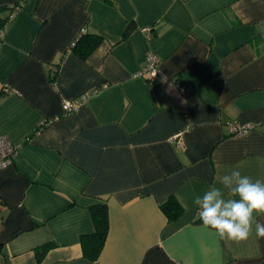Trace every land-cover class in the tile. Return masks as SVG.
<instances>
[{
    "label": "crops",
    "instance_id": "crops-1",
    "mask_svg": "<svg viewBox=\"0 0 264 264\" xmlns=\"http://www.w3.org/2000/svg\"><path fill=\"white\" fill-rule=\"evenodd\" d=\"M18 2L0 43V136L19 145L0 170V264H264V238L220 239L193 202L233 169L264 180V0H0V16ZM149 53L155 79L138 75ZM97 204L109 229L91 261Z\"/></svg>",
    "mask_w": 264,
    "mask_h": 264
},
{
    "label": "clouds",
    "instance_id": "clouds-1",
    "mask_svg": "<svg viewBox=\"0 0 264 264\" xmlns=\"http://www.w3.org/2000/svg\"><path fill=\"white\" fill-rule=\"evenodd\" d=\"M161 83L167 85L166 92L175 88L165 75H161ZM181 103L187 100L181 99ZM219 183L222 187H211L194 198L202 227L234 242L247 240L253 232L257 238H264V221L257 220V216L264 217V180L253 181L233 169L220 176Z\"/></svg>",
    "mask_w": 264,
    "mask_h": 264
},
{
    "label": "built area",
    "instance_id": "built-area-1",
    "mask_svg": "<svg viewBox=\"0 0 264 264\" xmlns=\"http://www.w3.org/2000/svg\"><path fill=\"white\" fill-rule=\"evenodd\" d=\"M21 7V2L9 5L10 13L3 19L0 16V38L3 37L8 24L13 18V12L17 11ZM2 6L0 5V12ZM148 40L151 39L150 28L143 29ZM157 72V73H156ZM156 73V75H155ZM139 76H148L151 79H155L160 75L159 62L157 57L153 53H149L146 56L145 65L143 69L138 73ZM179 93L181 95L186 94V86L184 84L175 83ZM87 100V94H81L75 99L66 100L63 102V112L65 115L71 114L81 108ZM44 125V124H43ZM42 125V126H43ZM257 125L255 123L239 124V123H229L228 133L231 136H241L250 131H252ZM175 142L178 146H181V140L177 137ZM19 145L11 143L7 137L0 136V170L8 167L13 163V160L18 155Z\"/></svg>",
    "mask_w": 264,
    "mask_h": 264
},
{
    "label": "trees",
    "instance_id": "trees-1",
    "mask_svg": "<svg viewBox=\"0 0 264 264\" xmlns=\"http://www.w3.org/2000/svg\"><path fill=\"white\" fill-rule=\"evenodd\" d=\"M1 18L5 19L6 17ZM79 39H77V42H82L85 38L81 35ZM86 39L88 40V42H86L87 45L85 46V48H83L82 50L81 48H79V54L82 57H86L99 42V38L94 36H89ZM77 42L73 44V48L79 45V42ZM40 129H42V127H40ZM160 209L168 222H175L183 213V208L173 196L169 197L165 202H163L160 205ZM89 210L94 225V232L91 235H87L81 238V246L84 256L91 261H94L99 256L107 237L109 229L108 210L105 204L94 205Z\"/></svg>",
    "mask_w": 264,
    "mask_h": 264
}]
</instances>
